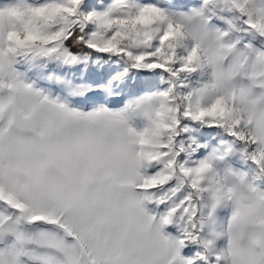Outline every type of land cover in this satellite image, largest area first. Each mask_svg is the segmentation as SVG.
<instances>
[{
    "label": "snow or ice",
    "instance_id": "obj_1",
    "mask_svg": "<svg viewBox=\"0 0 264 264\" xmlns=\"http://www.w3.org/2000/svg\"><path fill=\"white\" fill-rule=\"evenodd\" d=\"M0 264H264V0L0 2Z\"/></svg>",
    "mask_w": 264,
    "mask_h": 264
},
{
    "label": "rangeland",
    "instance_id": "obj_2",
    "mask_svg": "<svg viewBox=\"0 0 264 264\" xmlns=\"http://www.w3.org/2000/svg\"><path fill=\"white\" fill-rule=\"evenodd\" d=\"M0 2H4V0H0Z\"/></svg>",
    "mask_w": 264,
    "mask_h": 264
}]
</instances>
